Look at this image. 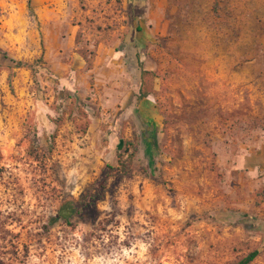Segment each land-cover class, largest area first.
I'll return each instance as SVG.
<instances>
[{
	"label": "rangeland",
	"instance_id": "rangeland-1",
	"mask_svg": "<svg viewBox=\"0 0 264 264\" xmlns=\"http://www.w3.org/2000/svg\"><path fill=\"white\" fill-rule=\"evenodd\" d=\"M31 11L0 0V264H264V0Z\"/></svg>",
	"mask_w": 264,
	"mask_h": 264
},
{
	"label": "trees",
	"instance_id": "trees-1",
	"mask_svg": "<svg viewBox=\"0 0 264 264\" xmlns=\"http://www.w3.org/2000/svg\"><path fill=\"white\" fill-rule=\"evenodd\" d=\"M27 5L30 8V12H32L31 11V0H27ZM0 52L4 56L6 55V53L1 48H0ZM136 59H137V65L140 68V77H141V85H140V88H139V94L137 95L136 98H137V100H141V99H143V98H145L147 96V94L145 92H143L142 89H141L142 88L143 79H144V76L146 74H149L150 72L143 67V63L140 60L139 54H136ZM39 61L41 62V59H39ZM13 63L15 64V67H28V68L31 69V71L33 73L36 72V68H34L33 64H30V63H27V62H23V61H13ZM31 141H32V144H34L37 141L35 135H33L31 137ZM33 150H34V148H33ZM72 212H74V207H72L71 204L70 205H65L63 207L61 206L59 208V210H58L56 218H66ZM257 254H258V251L257 250H253V251L249 252L248 254H246L243 258H241L235 264H249V263H251L254 260V258L257 256Z\"/></svg>",
	"mask_w": 264,
	"mask_h": 264
},
{
	"label": "crops",
	"instance_id": "crops-1",
	"mask_svg": "<svg viewBox=\"0 0 264 264\" xmlns=\"http://www.w3.org/2000/svg\"><path fill=\"white\" fill-rule=\"evenodd\" d=\"M255 157H256V160H254L255 163L252 165V168H254V170L257 171V169L261 167L260 165L263 163L264 157H262V153H260L259 151L255 153ZM247 160L248 159L245 156H240L238 158L239 163L247 162ZM261 170H262V168H261Z\"/></svg>",
	"mask_w": 264,
	"mask_h": 264
}]
</instances>
